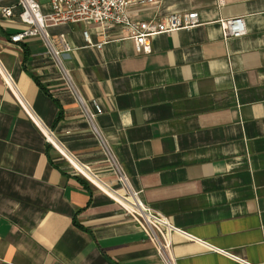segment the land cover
I'll list each match as a JSON object with an SVG mask.
<instances>
[{
  "label": "crops",
  "instance_id": "1",
  "mask_svg": "<svg viewBox=\"0 0 264 264\" xmlns=\"http://www.w3.org/2000/svg\"><path fill=\"white\" fill-rule=\"evenodd\" d=\"M20 11L0 0V264H264V0H132L133 21L199 13L198 25L151 37L150 53L121 27H48L70 46L64 61L100 105L130 187L188 234L172 232L163 249L110 193L82 185L50 139L112 186L41 36L11 40L30 28ZM233 17L247 32L225 38Z\"/></svg>",
  "mask_w": 264,
  "mask_h": 264
},
{
  "label": "built area",
  "instance_id": "2",
  "mask_svg": "<svg viewBox=\"0 0 264 264\" xmlns=\"http://www.w3.org/2000/svg\"><path fill=\"white\" fill-rule=\"evenodd\" d=\"M131 2L132 0H50L52 12L45 14L42 12V6L38 0H19V6L21 7L19 16L30 28L12 35L11 40L18 42L28 35L39 34L41 36L69 95L79 105L84 118L90 124L93 135L98 139L108 166L117 173L119 179L127 187L129 193L125 195L133 197L134 209L132 211L126 207L127 210L145 230L149 231L152 239L163 249L165 245L170 244L168 241L172 232H180L184 235L188 234L174 227L166 215L146 205L141 200L139 192L130 187L128 178L123 172L112 147L97 124L98 115L102 112L100 105L94 101L95 109H92L85 101L72 76L71 70L64 61L62 52L69 51L70 46L64 44L62 50L58 48L55 39L48 31L50 25L79 22L99 25L104 29L121 27L126 29L128 37L134 40L138 53H150L152 51L151 37L154 35L158 33H171L181 28L189 29L201 22L197 11L170 13L161 20L133 21L129 12ZM2 12L7 17L14 15L12 7H4ZM221 23L225 38L239 37L247 32L244 17L223 19ZM84 35L89 40L88 30H85ZM63 38L64 36L61 35L60 39L63 40ZM97 47L100 48L101 44H98ZM63 154L71 163L68 155L66 153ZM109 187L114 189L110 185ZM168 264L174 263L168 261Z\"/></svg>",
  "mask_w": 264,
  "mask_h": 264
},
{
  "label": "bare ground",
  "instance_id": "3",
  "mask_svg": "<svg viewBox=\"0 0 264 264\" xmlns=\"http://www.w3.org/2000/svg\"><path fill=\"white\" fill-rule=\"evenodd\" d=\"M50 139L52 141H54L55 145L61 150V152L67 154V151L63 148V146L60 145L51 135H50ZM67 155H68L71 163L76 168V170L79 171V173L86 176L92 183H94L100 189L110 193V195H112L117 201H119L125 207H127L133 211V209H134L133 197H130L128 195L126 196L125 195L126 194L125 189H119V190L111 189L105 179L96 175L88 166L83 165L81 162L76 160L73 156H71L69 154H67Z\"/></svg>",
  "mask_w": 264,
  "mask_h": 264
},
{
  "label": "rangeland",
  "instance_id": "4",
  "mask_svg": "<svg viewBox=\"0 0 264 264\" xmlns=\"http://www.w3.org/2000/svg\"><path fill=\"white\" fill-rule=\"evenodd\" d=\"M110 170L112 171V175L114 176V179L112 181H110L109 183L112 184L114 189H125L126 190V194H128V190L127 187L124 185V183L119 179V176L117 175V173H115L111 168ZM92 183V182H91Z\"/></svg>",
  "mask_w": 264,
  "mask_h": 264
},
{
  "label": "trees",
  "instance_id": "5",
  "mask_svg": "<svg viewBox=\"0 0 264 264\" xmlns=\"http://www.w3.org/2000/svg\"><path fill=\"white\" fill-rule=\"evenodd\" d=\"M61 118H62V114L59 113V115L57 117V121H60ZM79 180H80L82 185H84L85 187L90 189L92 183L87 178L81 176V177H79Z\"/></svg>",
  "mask_w": 264,
  "mask_h": 264
}]
</instances>
